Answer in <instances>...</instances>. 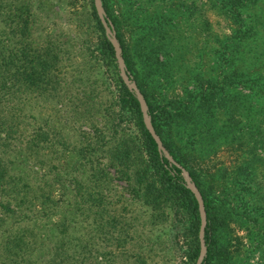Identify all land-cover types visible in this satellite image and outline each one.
<instances>
[{
    "label": "trees",
    "instance_id": "16d2710c",
    "mask_svg": "<svg viewBox=\"0 0 264 264\" xmlns=\"http://www.w3.org/2000/svg\"><path fill=\"white\" fill-rule=\"evenodd\" d=\"M46 1L0 0V264H110L108 242L112 247H124L128 239L140 244L142 232L154 227L179 235L182 264H193L199 250L196 199L144 127L92 0L82 14L60 12L84 27L75 37L48 27ZM53 1L62 9L67 3ZM141 1L123 0L125 11L132 13L133 5L143 10L130 26L129 42L109 1L101 4L155 132L201 194L206 218L201 264H233L225 242L229 221L251 226L264 255V172L259 167L264 158L257 152L264 146V93H237L223 67L220 79L196 74L200 80L193 94L156 100L150 92L172 83L170 71L182 75L178 65L173 68L175 55L160 59L158 54L173 47L171 52L178 53L181 45L174 46L173 10L165 0ZM205 1L236 21L231 41L258 26L264 29V5L250 6L256 0ZM222 53L225 65L235 58H248L249 64L264 59V52ZM101 65L112 82L101 75ZM236 71V81L264 79ZM29 102L39 105L36 113L26 111ZM46 104L52 109L41 114ZM220 145L236 155L233 171L245 178L234 195L204 187L198 169L190 167L193 159L209 158ZM63 159L67 166L59 168L56 162ZM114 179L125 183L120 194L128 193L133 208L119 204L120 194L108 195ZM244 195L249 206L238 209L234 199Z\"/></svg>",
    "mask_w": 264,
    "mask_h": 264
},
{
    "label": "rangeland",
    "instance_id": "374dc122",
    "mask_svg": "<svg viewBox=\"0 0 264 264\" xmlns=\"http://www.w3.org/2000/svg\"><path fill=\"white\" fill-rule=\"evenodd\" d=\"M108 1L120 21L118 29L129 42V38H131L130 26L132 27L139 20V14L143 13V10L138 8L135 11L134 8L136 6L133 5L130 7L132 13L127 12L125 11L123 0ZM165 3L173 10L174 46L178 42L181 45V49L178 50V53H174L171 52L173 47L168 52L159 53L158 56L162 59L165 58L166 54L172 58L175 55L173 68L178 65V70L182 71V75H179L177 71H170L173 77L172 83L167 84L168 86L163 84V89H152L150 92L152 97L156 100H162L173 93L177 96L193 94L197 91V80L206 78L220 79L222 76L220 68L223 67L225 68L224 72L228 74V77L225 78L228 81L229 78H232L230 82L236 85L237 93H253L258 96L264 93L263 78L260 79L261 81L258 84L249 81H236L234 79L236 78L234 75L237 72L236 70L244 72L247 76L264 75V59H255L253 64H249L248 58H245L244 61L235 58L234 63L225 65L222 53L228 52L230 54L235 52L241 54L242 52H246L248 55H253L251 52H264V29H259L258 26L254 33L247 35L238 34L231 41L229 37L236 28V21H234L231 15L226 18L221 12L210 8L205 0H165ZM45 4L43 8L49 12L48 15L44 12L48 16L47 24L49 28L52 27L55 31L66 33L72 37H75L84 28H78L77 18L66 19L65 14L61 13H65V10L68 9L76 10L79 14L84 13L88 5L87 0H67L64 9L53 0H47ZM263 5L264 0H256L250 6L251 8H261ZM152 9L149 8L148 10ZM161 9L163 8L161 7ZM88 22L91 36H94L96 30L93 27L92 18ZM225 44L226 46H224ZM76 53L77 51L74 52V56ZM232 56L234 57V55ZM75 57L79 59L78 56ZM99 69L101 75L107 77L112 82L111 78L108 77L110 71L104 65H101ZM196 74L200 75V79H196ZM31 105L29 102L26 106V111L36 113L39 105ZM51 109V105L46 104V107L40 113L49 114ZM25 126L30 127L27 123ZM128 126L132 128L131 124ZM81 128L86 129L88 125L82 124ZM257 152L264 158V146L257 147ZM235 162L236 155L231 150H228L225 145H220L217 152L214 155H210L209 158L201 159L197 157L193 159L190 167L198 169L204 187H211L215 190L226 189V191L234 195L237 192L235 189L245 180L242 174L233 171ZM67 163L68 161L65 159L61 163L56 162L59 168L66 167ZM25 167L27 166L25 165ZM25 167L21 168L25 169ZM259 167L264 172V163L259 164ZM33 168L35 167L33 166ZM25 171L30 172V169L27 167ZM109 171L112 173L111 168ZM113 183L114 189H111L108 193L112 197L114 195L118 196L125 186L124 182L115 179ZM52 194L59 196V192L56 189H53ZM245 196L248 195L235 197L234 204L238 209H241L243 206L248 208L249 200H244ZM118 199L119 204L122 206L125 205L128 208H133L127 192L123 195L120 194ZM140 208L142 209V207ZM140 208H135V210L140 211ZM54 216L59 215L54 214L52 217ZM252 234L253 229L251 226L243 227L235 221H229L225 227V242L227 243L229 257L232 259L233 264H264V255L259 249L262 241L254 238ZM143 235L145 236L143 237V241H140V244L139 241L128 239L124 247H116L114 245L112 247L110 242H108V249L111 250V254L106 256V261L110 264H182L183 245L180 236L174 234V231L170 232L162 230V227H154L149 231H143ZM151 241H153V244H148Z\"/></svg>",
    "mask_w": 264,
    "mask_h": 264
},
{
    "label": "water",
    "instance_id": "95a60500",
    "mask_svg": "<svg viewBox=\"0 0 264 264\" xmlns=\"http://www.w3.org/2000/svg\"><path fill=\"white\" fill-rule=\"evenodd\" d=\"M93 6L96 12V15L103 27L104 34L106 38L109 40L110 44L113 48V54L115 58V63L118 71V75L120 76L122 82L125 84V86L133 92L135 98L137 99L139 110L141 113V119L144 124V127L147 129L149 134L152 136L153 140L156 143V148L158 152L163 155L170 163H173L175 166H177L180 169V174L183 178L185 186L192 192L194 198L196 199L197 203V210L199 214V226H198V240H199V250L197 253V256L193 262V264H201L203 256L205 254V244L203 240V229L205 225V210L203 206V201L201 194L196 187L195 183L191 179V176L189 175L186 168H184L182 165H180L168 152V150L165 148L163 143L161 142V139L159 138L158 134L155 132L149 115L147 113V106L145 99L137 87L135 80L131 77V75L128 73V71L125 68V64L123 61V58L121 56V47L120 44L115 36V30L113 27V24L109 20V18L106 16L105 11L102 7L101 0H92Z\"/></svg>",
    "mask_w": 264,
    "mask_h": 264
}]
</instances>
